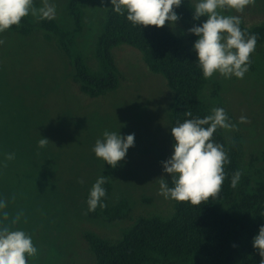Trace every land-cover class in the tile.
<instances>
[{"label": "rangeland", "instance_id": "374dc122", "mask_svg": "<svg viewBox=\"0 0 264 264\" xmlns=\"http://www.w3.org/2000/svg\"><path fill=\"white\" fill-rule=\"evenodd\" d=\"M69 0H49L55 18L65 12ZM85 26L79 48L94 62L93 48L111 0H84ZM196 5L198 0H185ZM43 0H33V7ZM236 15L246 27L264 23V0H255L243 12L217 9ZM176 35L191 36L187 28L173 26ZM0 225L22 230L32 239L37 253L28 264H94L85 232H94L116 243L123 231L140 217L170 218L173 199L160 195V177L168 185L171 174L162 161L174 152L169 137L168 107L172 101L163 77L152 74L134 48H116L113 57L120 71L116 91L98 99L84 95L72 68L56 46L42 33L21 37L0 33ZM244 77L225 78L218 72L208 78L221 86L220 100L231 115L236 132L245 143L246 162L260 166L264 152V45L257 47ZM246 116L247 122L240 123ZM135 134L134 146L116 166L110 205L123 199L132 205L129 221L91 223L86 214L85 194L103 176L106 162L93 151L104 131ZM47 138L41 148L39 140ZM15 158L6 161L5 154ZM6 165V166H5ZM82 181V182H81ZM150 201V202H148ZM7 211L9 219H3ZM22 213L17 224L12 219Z\"/></svg>", "mask_w": 264, "mask_h": 264}, {"label": "trees", "instance_id": "16d2710c", "mask_svg": "<svg viewBox=\"0 0 264 264\" xmlns=\"http://www.w3.org/2000/svg\"><path fill=\"white\" fill-rule=\"evenodd\" d=\"M84 0H69L64 14L58 20H38L31 15L22 18L19 25L6 31L21 37L42 33L46 43L56 46L72 68V78L79 84L81 92L91 99H98L116 91L120 83V71L113 57L116 48L126 45L136 49L149 71L164 78L172 101L168 107L169 137L175 140L171 128L190 117L204 118L212 114L213 108H223L228 122L233 119L220 100L221 86L203 76L199 67L194 44L199 38L176 35L170 23L163 28L133 25L127 20V12L120 15L111 8L101 22V29L94 42L93 59L80 51L79 40L85 26ZM195 6L182 0L174 8L180 19L174 26L190 29L201 25L193 19ZM241 30L257 35L255 51L250 55V64L257 47L264 45V23ZM207 127V125L205 126ZM223 128H217L212 141L224 145L230 163L224 165L225 179L216 198L200 205L173 199L174 213L170 218L160 216L140 217L123 231L116 243L94 232H85L94 264H259L261 257L253 247V238L264 225V152L261 165L255 160L246 162L245 143L238 132L228 139ZM240 170L241 179L236 188L231 187L232 175ZM116 167L107 164L103 169L106 195L98 206L89 211L85 194L87 218L91 223L104 221L107 224L127 222L133 209L129 200L123 199L110 205L114 191L112 178ZM169 187H173L170 183ZM150 202V201H148ZM235 245V247L233 246Z\"/></svg>", "mask_w": 264, "mask_h": 264}, {"label": "clouds", "instance_id": "9594fccd", "mask_svg": "<svg viewBox=\"0 0 264 264\" xmlns=\"http://www.w3.org/2000/svg\"><path fill=\"white\" fill-rule=\"evenodd\" d=\"M255 0H198L195 5L193 19L199 21L201 17L207 19L201 25H194L188 31L199 37L194 50L197 53L199 67L205 78H210L218 72L225 78L233 75L243 78L250 68V55L255 51L257 35L248 34L241 30V18L236 15H223L217 9H235L243 12ZM116 13L124 15L133 25L156 26L163 28L166 23L174 26L180 19L174 8H179L182 0H111ZM31 15L38 20L54 19L55 5L49 0H43V6L33 7V0H0V33L13 25H19L22 18ZM4 44L0 40V45ZM190 117L183 123L171 128L174 137V152L166 161H162L163 170L171 174L169 187L167 180L160 178V195L180 202H191L200 205L210 198L218 197L225 179L224 165L230 163L224 145L212 141L217 128L229 129L235 125L228 122L225 109L213 108L212 114L204 118L193 117L190 110L185 111ZM247 117L241 116L240 123H246ZM207 125V127H205ZM135 134L122 135L120 132L105 130L103 139H97L93 148L98 158L115 168L125 159L130 147L134 146ZM47 138L39 140V147L48 144ZM15 158L14 153L5 154V160ZM6 166V165H5ZM242 176L237 170L231 178V187L236 188ZM82 182V181H81ZM105 178L100 176L93 184L87 200L88 210L95 211L98 206L106 207L101 198L106 195L102 187ZM7 207V201H0V210ZM22 213L12 219L13 225L20 220ZM3 219L7 221L9 214L3 212ZM235 247V245H233ZM253 247L257 250L264 264V225L253 238ZM37 253L32 239L22 230H12L7 225H0V264H28L27 257Z\"/></svg>", "mask_w": 264, "mask_h": 264}]
</instances>
